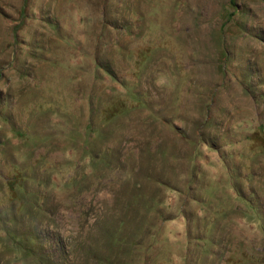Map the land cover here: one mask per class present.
Wrapping results in <instances>:
<instances>
[{
	"label": "rangeland",
	"instance_id": "obj_1",
	"mask_svg": "<svg viewBox=\"0 0 264 264\" xmlns=\"http://www.w3.org/2000/svg\"><path fill=\"white\" fill-rule=\"evenodd\" d=\"M11 263L264 264V0H0Z\"/></svg>",
	"mask_w": 264,
	"mask_h": 264
},
{
	"label": "trees",
	"instance_id": "obj_2",
	"mask_svg": "<svg viewBox=\"0 0 264 264\" xmlns=\"http://www.w3.org/2000/svg\"><path fill=\"white\" fill-rule=\"evenodd\" d=\"M1 237H3L2 235H1ZM14 241V240H13ZM13 243V247L15 248V252L18 250V248H19V250H21L20 249V247L21 248H23L22 246H20L21 244H19L18 242H12ZM14 260H16V258L14 259ZM12 264V263H11ZM14 264V263H13Z\"/></svg>",
	"mask_w": 264,
	"mask_h": 264
}]
</instances>
